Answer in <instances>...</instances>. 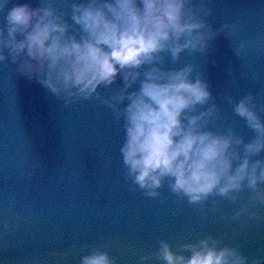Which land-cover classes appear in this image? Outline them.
Returning <instances> with one entry per match:
<instances>
[{"label": "clouds", "instance_id": "1", "mask_svg": "<svg viewBox=\"0 0 264 264\" xmlns=\"http://www.w3.org/2000/svg\"><path fill=\"white\" fill-rule=\"evenodd\" d=\"M0 13H5L0 63L16 65L17 74L40 84L65 108L96 101L111 109L122 121L124 178L144 196L159 197L166 184L189 205L203 206L213 198L216 211L215 197L236 202L247 189L252 195L233 220L245 213L260 219L251 209L264 205V158H258L264 153V105H257L252 92L239 99L225 94L223 100L253 135L246 140L234 123L213 130L221 110L202 71L194 63L169 67L180 64L184 53L209 52L221 33L240 59L253 42L234 39L239 22L214 30L207 0H72L67 9L57 0H40L38 6L0 0ZM258 51L264 52V44ZM178 248L161 239L158 250L139 262L249 264L238 244L212 234ZM80 264L117 261L93 247L80 256Z\"/></svg>", "mask_w": 264, "mask_h": 264}, {"label": "water", "instance_id": "2", "mask_svg": "<svg viewBox=\"0 0 264 264\" xmlns=\"http://www.w3.org/2000/svg\"><path fill=\"white\" fill-rule=\"evenodd\" d=\"M14 2L38 6L40 0ZM71 2L57 0V6L67 9ZM207 3L214 30L239 22L234 39L247 38L252 45L239 59L230 38L221 33L209 52L184 53L180 64L169 67L196 64L221 110L210 127L222 131L234 123L247 140L253 132L223 96L239 99L252 92L257 105H264V52L258 51L264 44L258 39L264 37V0ZM4 16L0 13V26ZM15 69L10 62L0 63V264H80V256L93 247L108 251L117 264H140L141 256L158 250L161 239L179 251V244L208 234L238 244L249 264H264V205L251 209L260 214L258 220L248 213L233 220L252 195L249 190L236 202L215 197L216 211L213 198L203 206L189 205L166 184L159 197L144 196L124 178L122 121L114 119L111 109L96 101L65 108L62 100Z\"/></svg>", "mask_w": 264, "mask_h": 264}]
</instances>
